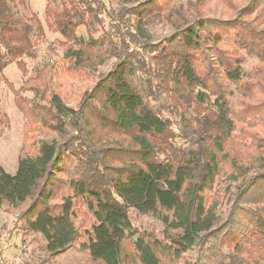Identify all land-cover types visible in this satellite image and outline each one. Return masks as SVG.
<instances>
[{"label": "trees", "instance_id": "obj_1", "mask_svg": "<svg viewBox=\"0 0 264 264\" xmlns=\"http://www.w3.org/2000/svg\"><path fill=\"white\" fill-rule=\"evenodd\" d=\"M125 1L132 6L118 14L129 15L138 51L127 50L118 23L122 51L111 38L92 37L99 16H109L102 0H44V23L61 37L62 56L23 81L28 99L4 70L14 63L25 75L45 32L35 14L19 19L11 0H0V85L25 128L15 173L0 166V208L13 214L14 229L40 235L50 257L74 249L88 255L85 264H212L227 249L228 264H264V72L252 68L245 79L242 70L246 56L264 61V0H214L228 18L206 16L207 0ZM149 23L168 34L140 43ZM80 25L88 39L76 34ZM110 57L117 62L78 109L66 106L53 79L89 75ZM136 69L180 115L193 142L187 148L174 145L170 119L130 83ZM7 124L0 111V130ZM131 211L160 222L161 232L134 227Z\"/></svg>", "mask_w": 264, "mask_h": 264}, {"label": "rangeland", "instance_id": "obj_2", "mask_svg": "<svg viewBox=\"0 0 264 264\" xmlns=\"http://www.w3.org/2000/svg\"><path fill=\"white\" fill-rule=\"evenodd\" d=\"M109 12V16L102 14L99 16L100 23H95L92 28V37L98 39L100 37L111 38L115 46H112L116 51H122V45L118 42V35L114 33L112 24L118 23L120 32H125V42L128 45V51L140 50V47L131 42L127 32L134 33L133 24L129 15L120 18L118 10L121 7L130 8L132 5L125 0H102ZM238 7L243 6L244 0H234ZM182 0H172L170 2L171 7H178L182 5ZM44 0H25L23 5H19L17 0H11L10 8L12 13L19 19H26L31 14H35L40 21L45 32V41L39 43L36 46L35 58L25 59L27 73L23 75L15 66L14 63L8 65L4 70L6 79L13 84L16 88H21L23 96L25 98H32L33 95L29 87H23V81L33 75H35L38 68L46 61L54 58L57 55L56 60L62 56V50L58 45V41L61 37L52 31H50L44 23ZM204 13L208 17L228 18L232 14L228 12L224 7L216 3L214 0H207L204 6ZM169 28L162 24L149 23L144 26V29L139 36V42L143 43L148 41L149 44L156 43L166 34H168ZM76 34L82 36L85 39L89 38L88 31L84 25H80ZM145 39V40H144ZM149 49V48H148ZM147 49V50H148ZM243 53V52H241ZM110 54V47L105 45L100 56H108ZM59 61V60H58ZM117 62V59L110 57L108 61H101L98 65H95L94 71L89 72V75H80L74 78L72 81L65 83L59 82L56 78L53 79L54 85L62 97L63 103L70 109L77 110L80 103L83 101L85 94H89L99 76L107 74ZM255 67L262 68L264 72V61L256 60L252 57H247L242 64V70L244 72L243 77L245 79L251 78V69ZM148 75L145 72L135 70V73L130 76V83L135 89L142 95L144 100L155 109L161 111L162 115L169 118L172 123V130L176 134V138L173 143L180 148H187L193 142H189L190 134L186 133L185 127L180 122V115L175 112L169 105L165 95L158 91L155 87V83L151 82V93L148 91L147 84ZM237 93L234 92L230 97V104H233L234 97ZM0 111L4 113L8 118L7 126L0 130V166L9 174H14L17 167V158L20 150L23 146L24 140V121L21 113L14 105L13 95L8 89L5 83L0 85ZM190 135V136H189ZM40 135L38 138L42 137ZM54 134H48L44 136L45 139L54 138ZM104 138L105 135H100ZM160 158H162L160 156ZM227 184H220V187L225 188ZM225 206H223L222 213L225 212ZM132 218V224L139 230H153L159 234L162 230L160 222L136 213L130 212ZM223 216V215H222ZM14 216L12 213H5L4 209L0 208V229L9 228L10 238L9 246L6 250L7 258L11 261V264H85L88 255L81 254L74 249H71L58 256L50 257L44 251L45 242L43 238L38 234L23 235L19 230L13 228ZM229 251L224 249L222 251V257L219 261H214L212 264H228L229 258L226 257ZM186 256L191 261H196L195 254L189 252ZM198 264H204L203 261ZM210 264V263H205Z\"/></svg>", "mask_w": 264, "mask_h": 264}, {"label": "built area", "instance_id": "obj_3", "mask_svg": "<svg viewBox=\"0 0 264 264\" xmlns=\"http://www.w3.org/2000/svg\"><path fill=\"white\" fill-rule=\"evenodd\" d=\"M9 228L0 229V264H11L6 256V250L9 246L10 232Z\"/></svg>", "mask_w": 264, "mask_h": 264}, {"label": "crops", "instance_id": "obj_4", "mask_svg": "<svg viewBox=\"0 0 264 264\" xmlns=\"http://www.w3.org/2000/svg\"><path fill=\"white\" fill-rule=\"evenodd\" d=\"M7 256V255H6Z\"/></svg>", "mask_w": 264, "mask_h": 264}]
</instances>
